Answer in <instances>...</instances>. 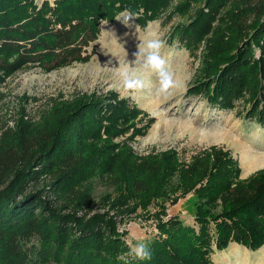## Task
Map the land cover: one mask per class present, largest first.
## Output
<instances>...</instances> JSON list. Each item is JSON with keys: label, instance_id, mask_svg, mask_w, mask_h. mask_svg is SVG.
<instances>
[{"label": "trees", "instance_id": "trees-1", "mask_svg": "<svg viewBox=\"0 0 264 264\" xmlns=\"http://www.w3.org/2000/svg\"><path fill=\"white\" fill-rule=\"evenodd\" d=\"M172 1L0 0V80L28 64L51 71L86 62L103 21L127 11L145 27ZM172 8L167 18H187L169 40L193 56L202 42L200 77L188 90L219 109L242 99L264 127V0ZM48 110L35 123L19 117L0 136V264H215L212 253L230 242L264 245V168L242 179L238 159L214 145L189 162L175 149L138 155L130 142L154 119L115 91ZM98 183L110 190L95 201ZM189 193L195 224L164 219L167 202ZM134 216L156 222L150 260L130 255L127 231L118 230Z\"/></svg>", "mask_w": 264, "mask_h": 264}, {"label": "rangeland", "instance_id": "rangeland-1", "mask_svg": "<svg viewBox=\"0 0 264 264\" xmlns=\"http://www.w3.org/2000/svg\"><path fill=\"white\" fill-rule=\"evenodd\" d=\"M36 1L40 3L42 0ZM49 1L52 2L53 0ZM177 1L173 0L171 6L161 14L159 19L149 21L145 27H141L136 22L135 17L131 18L126 25L122 18L117 19L121 13L111 22L103 21L100 25L99 36L95 40V53L86 62L74 61L51 71H45L36 64H28L22 69L3 77L0 80V136L6 130L14 128L21 116L30 123H35L47 114L48 109L53 105L75 100L82 95L102 96L109 91H115L120 97H128L131 102L137 104L139 108L146 111L154 119L144 135L136 136L130 142V146L138 155L175 149L183 162H189L192 156L208 150L214 145L229 149L231 154L238 159L241 168L240 178L242 179L247 178L258 169L264 168V166H261L244 174L239 147L233 143L200 141L197 138V131L191 135L190 132H181L175 127V121L179 122L186 119L191 121L192 126L196 129L230 128L233 135L239 136L241 140H245L244 142L251 144L252 147L258 146L257 148L264 149V142H262L264 141V127L245 115L246 111L242 99L236 101L233 109H219L208 104L202 95H195L188 90L190 85L200 77L202 42L200 48L196 51V55L193 56L190 50L178 41L169 40L170 29L179 20L184 21L187 18L178 14H174L170 18L166 17ZM149 34L165 41V47L161 50V54L166 60L167 69L173 74L174 87L166 94L158 93L160 102L157 104L160 110L159 116L169 120L163 123L169 124L171 122L173 123L172 127L170 125L167 127L161 126L153 138L147 139L159 117L152 113L150 109L152 106L144 105L143 102L147 99L140 93L142 91L145 92L144 94H148L152 90L157 92V77L154 73H151L149 83H146L148 89L129 93L123 90L114 68H116L119 59L125 57V52L127 53L126 58L133 57L132 54L137 50L139 39L147 37ZM87 49L90 51L91 45ZM258 54L259 51L256 50V55ZM1 74L0 71V76ZM142 80L144 81V79ZM254 135L260 138V141H257L258 143L255 141L252 143L251 138ZM121 139L123 137L115 140L119 141ZM262 149L259 150L264 151ZM109 190L110 188L99 183L95 184L93 187L94 200L98 201L104 191ZM149 209L153 211L155 208L150 207ZM194 211L195 197L192 193H189L180 198L175 204L171 205L167 202V214L163 218L166 219L176 215L185 223L194 225ZM118 230L127 231L125 238L129 245L135 244L138 240H143L148 244L158 234L154 219H146L143 216H134L123 221L119 224ZM246 249L249 251L251 258L250 260L247 258V264H258L256 262L258 261L256 252L262 248H258V250ZM227 251L229 252L228 247L221 251H214L211 255L214 263L224 264L223 255ZM241 252L239 254L235 252L236 257L230 255V258H233L228 260L229 264H239L240 261L245 262L244 256L240 255Z\"/></svg>", "mask_w": 264, "mask_h": 264}, {"label": "clouds", "instance_id": "clouds-1", "mask_svg": "<svg viewBox=\"0 0 264 264\" xmlns=\"http://www.w3.org/2000/svg\"><path fill=\"white\" fill-rule=\"evenodd\" d=\"M133 14L124 11L117 19H123L127 25ZM137 50L132 54L134 59L128 61L125 57L119 59V67L116 68L121 86L125 92H136L145 87L144 81L140 78L141 73H154L157 77V92L166 94L174 87L173 74L166 67V60L161 54L165 47V41L149 34L147 37L139 39ZM130 255L137 260H150L151 251L148 244L143 240H138L130 245Z\"/></svg>", "mask_w": 264, "mask_h": 264}, {"label": "bare ground", "instance_id": "bare-ground-1", "mask_svg": "<svg viewBox=\"0 0 264 264\" xmlns=\"http://www.w3.org/2000/svg\"><path fill=\"white\" fill-rule=\"evenodd\" d=\"M126 59L128 61H132L134 59V57H130V58H126ZM118 67H119V62L116 63V68H118ZM116 68H114V69H115V72L117 73ZM149 75H151V73H141L140 74V78L144 79V81H145V87L143 89H146V88L148 89L149 88L148 85H146V83H149V79H150ZM154 91L152 90L148 94L147 93L144 94L145 92H142V91L140 93V94H143V97H145V99H147L146 101L144 100V102H143L144 105L145 106H152L150 108L152 113L159 117V120L156 121V123L153 125L151 133H150V135L147 136V139L153 138V136L158 133V131L161 128V126L167 127V126L170 125L172 127V125H173V123H171V122H169V124H164L163 122H168L169 120L168 119L166 120V119L162 118L161 116H159V114H160L159 111L160 110L158 109L157 104L160 102V97H159L158 92H154ZM174 124H175V127L181 132H187L188 131L192 135V134H195L196 131H197L198 132V133H196L197 136H198L197 138L200 141H206L208 143H233L234 145L239 147L240 154H241L240 161H241V164H242V168H243L244 174H247V173L252 172L253 170H255V169H257V168H259L261 166H264V151L259 150V149H262V148H257L258 146L257 147H255V146L252 147L251 144L244 142L245 140L244 141L241 140V138L239 136L233 135L232 131L230 130V128L227 129V128H224V127H218V128H215V129H213V128L212 129H209V128L196 129V128H194L192 126V122L188 121L186 119L183 120V121L180 120L179 122L175 121ZM251 141H252V143L254 141L257 142V141H260V138L257 137V135H254V136H252ZM262 142H264V141H262ZM262 150H264V149H262ZM256 253H257L256 254L257 258L256 259L258 260L256 262L258 264H264V247H262V249L258 250ZM240 255H243L244 256L243 258H245V260H247V258L249 260L251 259L250 256H249V252L248 251L247 252L246 251L245 252H241ZM231 258H233V257H231ZM231 258H230L229 252L227 251L223 255L224 264H229L228 260L231 259ZM240 259L243 261L242 258H240ZM239 264H246V262H241L240 261Z\"/></svg>", "mask_w": 264, "mask_h": 264}, {"label": "crops", "instance_id": "crops-1", "mask_svg": "<svg viewBox=\"0 0 264 264\" xmlns=\"http://www.w3.org/2000/svg\"><path fill=\"white\" fill-rule=\"evenodd\" d=\"M232 245V246H231ZM231 246V247H230ZM239 246H242V247H239ZM264 246V245H262ZM262 246L260 248H262ZM230 247V248H229ZM245 246L241 245V244H238L236 242H230L229 245H228V250H229V254L231 256H234L235 252L236 254H239L240 251L244 252V251H248L246 249V247L244 248ZM259 248V249H260ZM233 250V251H232ZM258 250V249H257ZM249 252V251H248ZM225 253V252H224ZM243 254V253H242ZM246 264H247V260H245Z\"/></svg>", "mask_w": 264, "mask_h": 264}]
</instances>
